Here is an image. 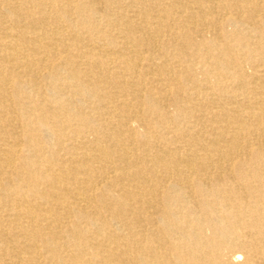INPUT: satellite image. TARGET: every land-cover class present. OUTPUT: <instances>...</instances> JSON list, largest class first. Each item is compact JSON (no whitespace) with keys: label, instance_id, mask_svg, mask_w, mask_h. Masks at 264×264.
Segmentation results:
<instances>
[{"label":"bare ground","instance_id":"1","mask_svg":"<svg viewBox=\"0 0 264 264\" xmlns=\"http://www.w3.org/2000/svg\"><path fill=\"white\" fill-rule=\"evenodd\" d=\"M0 264H264V0H0Z\"/></svg>","mask_w":264,"mask_h":264}]
</instances>
